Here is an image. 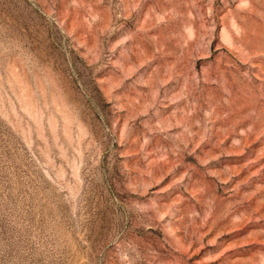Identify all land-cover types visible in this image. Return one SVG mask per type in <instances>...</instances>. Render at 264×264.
Listing matches in <instances>:
<instances>
[{
	"label": "rangeland",
	"instance_id": "obj_1",
	"mask_svg": "<svg viewBox=\"0 0 264 264\" xmlns=\"http://www.w3.org/2000/svg\"><path fill=\"white\" fill-rule=\"evenodd\" d=\"M0 264H264V0H0Z\"/></svg>",
	"mask_w": 264,
	"mask_h": 264
}]
</instances>
